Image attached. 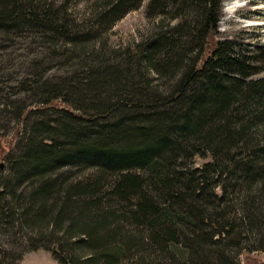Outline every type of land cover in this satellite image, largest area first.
I'll list each match as a JSON object with an SVG mask.
<instances>
[{"label":"trees","instance_id":"16d2710c","mask_svg":"<svg viewBox=\"0 0 264 264\" xmlns=\"http://www.w3.org/2000/svg\"><path fill=\"white\" fill-rule=\"evenodd\" d=\"M102 1L106 6L104 14L108 17L100 22L102 25L111 18L109 24H113L145 1L149 12L160 9L164 15L172 13L170 19L174 21L175 34L153 35L144 52L150 55L148 69L157 60L158 73L177 70L175 90L172 88L174 91L160 97L148 94L144 87L133 85V96L119 94V100L114 102L104 95L105 91L99 90V86H94L89 89L91 97L87 94L83 100L85 103L91 100L90 108L94 109L85 112L86 117L60 109L64 114L61 119L47 118L46 121L30 123V134L21 154L12 162L14 173L9 178L15 177L19 182L28 180L33 187L25 217L32 214L43 218L51 216L59 201L65 200L64 209L46 224V229L53 226L54 233H59L60 242L71 240L66 243L69 245L67 253L60 255L57 250L47 248L59 264H125L123 255L132 253L135 256V250L140 251L138 245L126 240L128 234L123 226L117 223L118 228H112V222L127 217L118 215L116 210L101 207L103 179L110 174V184H114L112 194L128 202L138 197L136 208L130 211L128 218L138 222L149 219V227L157 234L155 242H163V236H168L169 242H177L178 229L172 224L179 222L180 218L188 224L187 231L193 236L191 251L195 246L198 250L193 254L202 255L207 260L199 248L210 236L209 233L200 236V231L210 228V235L225 239L228 235L223 233L229 227L218 221L208 222L210 217L205 215L207 210L215 207L210 201L214 199L216 202L218 198L210 182L215 176L222 178L228 173L229 181H245L251 187L264 185V145L259 143L260 130L264 126V44L258 43L246 52L239 39L213 40L221 18L222 0ZM0 8V31L30 25L68 36L73 44L83 45L91 40L90 34L85 33L69 38V24H62L56 12L35 11L32 0H0ZM190 10L197 15L195 29L187 19ZM192 29L196 36L206 37L208 45L212 38L211 51L203 63L184 66L181 51L184 52L182 45L186 42L182 40ZM261 74V77H254ZM38 77V84L48 83L43 76ZM102 83L103 86L105 81ZM50 85H47V91L40 86L37 102L45 104L62 98L64 90L58 86L60 84ZM203 143L215 144L222 149L221 155H215V163H208L203 171H186L185 175L175 171L177 164L173 162L178 158L177 153H186L190 149L193 154L198 153ZM233 146H237L241 153H233ZM70 164L80 170L93 167L95 172L87 181L77 180L69 184L61 180L64 173L61 170ZM133 167L147 168L152 181L148 183L149 187H154L159 198L175 200L176 207L169 209L165 203L161 212L153 202L154 197H150L152 192L147 193L142 188V176L130 172ZM187 174L191 175L189 181L185 180ZM4 187L0 186L3 189L0 190V200L3 198V201L15 193L11 181L6 190ZM224 190L226 192L228 186L225 185ZM261 191L264 194V190ZM225 192L220 201L225 198ZM66 221L67 227L64 226ZM65 237L68 240L63 242ZM180 255L184 256L183 253ZM2 257L4 261L6 257L0 250ZM134 258L130 264H137ZM220 259L222 264H232L222 254Z\"/></svg>","mask_w":264,"mask_h":264},{"label":"rangeland","instance_id":"374dc122","mask_svg":"<svg viewBox=\"0 0 264 264\" xmlns=\"http://www.w3.org/2000/svg\"><path fill=\"white\" fill-rule=\"evenodd\" d=\"M32 2L35 11L44 14L56 12L62 24L68 23L71 32L69 38L85 33L90 34L88 37L91 40L83 45L73 44L68 40V36L48 31V28L40 29L30 25L0 31V165H4L0 167V186H5V189L11 181L12 190L15 192L5 197L4 201L3 198L0 200V250L6 257L4 261L3 257L0 258V264H59L47 248L55 249L61 255L69 250V245L66 243L71 241L65 237L63 242L68 241L60 242L61 237L59 233H54L53 226L46 229V224L53 220L51 217L54 214L57 216L64 209L65 200L59 201L51 216L43 218L41 215L32 214L25 217L24 213H27L30 207L33 187L28 180L19 182L15 177L9 178V175L14 173L12 162L21 154L27 135L30 134V123L37 120L46 121L47 118L61 119L64 114L60 109L86 117L85 112L94 109L90 108L91 100L87 103L83 100L87 94L91 97L89 89L94 86L96 88L99 86V90L105 91L104 95L109 100L116 102L119 100L117 98L119 94L133 96L132 91L135 90L133 85H136V88L144 87L146 92L153 96L164 97L175 90L173 87L177 81L174 76L177 70L158 73L157 69L160 66L157 60H154L153 67L148 69L150 55L144 52L153 35L175 34L174 21L170 19L172 13L164 15L159 12L160 9L155 13L149 12L145 1L119 17L113 24H109L111 18L102 25L100 22L108 19L104 14L106 6L103 5L102 0H70V2L32 0ZM220 5L221 18L218 21L217 31L213 33L215 34L213 40L239 39L243 45L242 50L246 52L258 43L264 44V0L253 2L222 0ZM195 17L197 18V15L190 10L187 19L193 29L197 21ZM193 29L187 32L182 40L186 42L182 45L185 53L181 51L184 66L203 63L211 51L212 38L208 45V39L203 35L196 36ZM143 46L145 48L139 50ZM38 75L43 76L48 83L38 84L40 80ZM261 76L262 74L254 75L255 78ZM104 81L105 84L102 86ZM52 83L60 84L58 86L64 90L61 94L62 98L45 104L37 102L40 86L45 87L47 91V85L49 87ZM122 90L125 93H122ZM108 99L105 101L108 102ZM33 110L35 112L30 113ZM260 132L259 143L263 146L264 126L261 127ZM199 149L195 154L192 149L186 153H177L178 158L173 162L177 164L175 171L183 175L186 171H203L208 163H215V155L222 153V149L215 144L208 146L203 143ZM232 152L240 151L237 146H233ZM61 171L64 172L61 180L70 184L77 180L87 181L93 176L95 168L80 170L70 164ZM130 172L142 176V188L147 193L152 192L150 197H154L153 202L161 212L166 205L169 209L174 208L175 200L159 198L154 187H149L148 183L152 181L147 168L133 167ZM208 173L211 179V170ZM212 175L215 176V173ZM227 175L229 174L222 178L215 176L210 182L218 198L216 202L214 199L210 201V204L215 203L214 210L209 208L205 215L210 217L208 222L218 221L222 225L228 224L229 227L227 226V231L223 233L228 235L225 239L210 235V228L200 231V236L206 233L210 236L205 238V243L199 248L208 261L200 253L201 256L193 254L194 250H198L195 246L191 251L190 239L193 236L187 231L188 224L182 222L180 218L177 220L179 222H172V226L178 229L177 242H169L168 236H163L161 243L155 242L157 234H154L149 227V219L138 222L136 219L128 218L131 216L130 211L136 208L138 197L128 202L115 196L110 192L113 191L114 185L110 184L111 174L104 177L101 207L104 210H116L118 215L127 217L120 222H112V228H118L117 223L123 226L122 229L128 234L126 240L132 245H138L141 251L138 252L136 249L135 256L132 253L123 255L125 264L132 263V257H135L133 260L137 264L141 262L143 264H222L221 254L232 264H264V194L261 191L264 190V185L251 187L245 181L235 179L229 181ZM190 176V174L185 176L187 178L185 180L189 181ZM225 185L228 186L226 192ZM223 192L225 198L220 201ZM256 223H259V226ZM64 226H68L67 221Z\"/></svg>","mask_w":264,"mask_h":264},{"label":"water","instance_id":"95a60500","mask_svg":"<svg viewBox=\"0 0 264 264\" xmlns=\"http://www.w3.org/2000/svg\"><path fill=\"white\" fill-rule=\"evenodd\" d=\"M0 167H4V165H3V164H1V165H0Z\"/></svg>","mask_w":264,"mask_h":264}]
</instances>
